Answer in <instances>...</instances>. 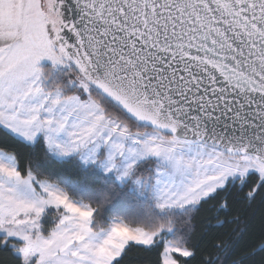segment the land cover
<instances>
[{"label":"snow or ice","instance_id":"1","mask_svg":"<svg viewBox=\"0 0 264 264\" xmlns=\"http://www.w3.org/2000/svg\"><path fill=\"white\" fill-rule=\"evenodd\" d=\"M264 0H0V251L12 264H264Z\"/></svg>","mask_w":264,"mask_h":264},{"label":"trees","instance_id":"2","mask_svg":"<svg viewBox=\"0 0 264 264\" xmlns=\"http://www.w3.org/2000/svg\"><path fill=\"white\" fill-rule=\"evenodd\" d=\"M236 209L241 215V219L251 218L252 226L250 227L242 244H248L258 239L260 235V220L264 215V207L258 202L253 203L250 207L245 203L236 205ZM155 256L153 253L146 252L143 249H133L129 252L125 260V264H152ZM0 264H12V257L5 252L0 251ZM191 264H199V258L191 262Z\"/></svg>","mask_w":264,"mask_h":264}]
</instances>
